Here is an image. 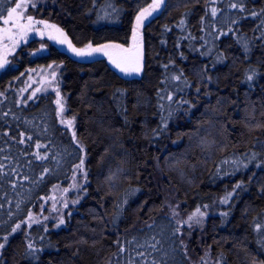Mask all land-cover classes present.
I'll return each mask as SVG.
<instances>
[{
	"label": "trees",
	"instance_id": "trees-1",
	"mask_svg": "<svg viewBox=\"0 0 264 264\" xmlns=\"http://www.w3.org/2000/svg\"><path fill=\"white\" fill-rule=\"evenodd\" d=\"M15 1L0 0V20ZM150 2L44 0L29 12L77 47L127 44ZM142 38L139 76L52 44L32 59L22 47L0 73V244L81 157L54 94L18 101L10 86L25 67L62 64L87 154L84 194L63 225L12 233L0 264H190L162 210L165 187L182 209L208 210L201 243L217 264L264 262V0H164Z\"/></svg>",
	"mask_w": 264,
	"mask_h": 264
},
{
	"label": "rangeland",
	"instance_id": "rangeland-1",
	"mask_svg": "<svg viewBox=\"0 0 264 264\" xmlns=\"http://www.w3.org/2000/svg\"><path fill=\"white\" fill-rule=\"evenodd\" d=\"M43 1L44 0H16L11 9L15 8L17 3L23 2L25 4L21 9H17V12H21L22 16L18 19L14 17L16 26H14L13 21H9L7 25L4 24V20L8 17V13L11 9L0 20V30L4 28L10 29L8 33L0 31V63H3L5 59L7 60V63H4L3 67H0V73L9 67L17 66L19 63L18 59L20 58L18 50L22 47H24L23 50L27 51L29 57L32 59L46 54L48 52V46L52 44L76 59L88 60L102 57L122 76H139L141 74L143 62L142 37L133 46L131 37L127 44L115 42L101 44L121 46L108 47L103 51H93V49L101 45L86 44L77 47L72 44L68 36L56 22L35 17L29 12L30 7H36ZM156 2H159L160 7L164 0H151L147 6L138 11L133 20L131 35L133 31H138L142 34L145 22L159 9V7L149 8L150 5ZM145 9H147L148 12L143 16L139 26H137V16L141 15ZM28 16L33 18L31 22L28 21ZM41 21L44 23H41ZM20 25H24L25 27L22 28ZM51 25L55 27H50ZM31 41H36L38 44L33 49L26 47ZM89 45L91 47H89ZM73 49H82L83 53L78 54L73 51ZM113 61H115V63ZM137 66L140 69L139 71L132 70ZM61 67L62 64L59 62H51L48 65L27 66L22 72L23 78L20 85L17 86L13 83L10 87L15 91L18 101L22 104H26L43 93L54 94L57 120L62 127L68 130L73 142L80 148L81 157L68 183L66 185L57 184L51 188L50 193L41 199L37 209L31 211L23 221L18 223L13 228L15 231L12 230L9 235L5 236L4 241L0 244L2 245V247H0V252L12 233L21 232L37 224H43L44 227L50 226L53 228H58L63 225L65 215L78 204L84 194V185L87 182V171L85 167L87 154L84 146L77 138L76 119L69 113L66 104V94L61 89ZM124 68H128L129 70L124 71ZM1 93L2 92H0V94ZM68 121L72 122L71 126L67 123ZM197 209H199V212H197ZM197 209L192 211L182 209L175 191L172 188H163L162 210L178 225L182 245L190 264H217L208 247H205L201 243L205 221L209 212L207 209ZM189 217H192V219H189ZM18 225L19 227H17ZM253 264H264V262L256 261Z\"/></svg>",
	"mask_w": 264,
	"mask_h": 264
},
{
	"label": "snow or ice",
	"instance_id": "snow-or-ice-1",
	"mask_svg": "<svg viewBox=\"0 0 264 264\" xmlns=\"http://www.w3.org/2000/svg\"><path fill=\"white\" fill-rule=\"evenodd\" d=\"M24 6H25V4H24L23 2H22V3H17V4H16V7L13 8V9H11V10L9 11V13H8V17L4 20V24L7 25V24L9 23V21H13L14 26H16V24H15V20H14V17H15L16 19H18L19 17L22 16V13H21V12H17V9H21V8L24 7ZM235 6H236V5H233V7H235ZM158 7H159V2H156V3H154L153 5H150V6H149V8H158ZM212 11H213V15H215L216 10L213 9ZM147 12H148V10L145 9V10H143V12L141 13V15L137 16V26H139V24L141 23V21H142V19H143V16H144L145 14H147ZM27 19H28L29 22H31V21L33 20V18H32L31 16H28ZM41 23H44V22L41 21ZM20 27L23 28V27H25V26H24V25H20ZM29 27H30V24H29ZM50 27H55V26H54V25H51ZM0 31H3V32H5V33H8V32H10V29H8V28H4V29H2V30H0ZM14 44H15V41H14ZM89 47H91V46L89 45ZM108 47H121V46H119V45H101V46H99V47L93 49V51H103L105 48H108ZM73 51L77 52L78 54H82V53H83V50H82V49H73ZM113 62L115 63V61H113ZM4 63H7V60H6V59L3 61V63H0V67H3V64H4ZM118 66H119V65H118ZM123 70H124V71H128L129 69H128V68H124ZM132 70H134V71H139L140 69H139V67L137 66V67H135V68L132 69ZM177 79H178V77H177ZM249 79H251V77H249ZM67 123L69 124V126H71V123H72V122H71V121H68ZM38 147H39V146H38ZM197 212H199V209H197ZM189 219H192V217H189ZM62 222H63V221H62ZM17 227H19V225H18ZM13 231H15V229H14ZM0 247H2V245H0ZM29 247H31V245H30Z\"/></svg>",
	"mask_w": 264,
	"mask_h": 264
},
{
	"label": "water",
	"instance_id": "water-1",
	"mask_svg": "<svg viewBox=\"0 0 264 264\" xmlns=\"http://www.w3.org/2000/svg\"><path fill=\"white\" fill-rule=\"evenodd\" d=\"M142 37V34L138 31H133V34L131 35L132 40V46Z\"/></svg>",
	"mask_w": 264,
	"mask_h": 264
}]
</instances>
